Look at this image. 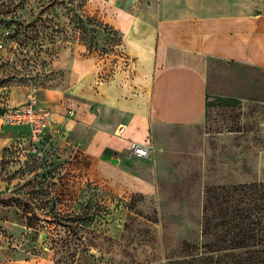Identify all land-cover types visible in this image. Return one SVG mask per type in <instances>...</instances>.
Instances as JSON below:
<instances>
[{"label": "rangeland", "instance_id": "obj_1", "mask_svg": "<svg viewBox=\"0 0 264 264\" xmlns=\"http://www.w3.org/2000/svg\"><path fill=\"white\" fill-rule=\"evenodd\" d=\"M249 1L239 24L264 27V0ZM121 12L113 0H0V111L9 88L26 85L40 106L46 89H65L53 110L108 119L101 98L111 92L148 116L150 76L126 48ZM207 83L203 122L149 131V156L126 164L88 151L92 128L80 118L38 145L26 127L0 124L1 254L29 264H249L248 249L216 239L220 200L205 205L210 187L264 183V70L212 60Z\"/></svg>", "mask_w": 264, "mask_h": 264}, {"label": "crops", "instance_id": "obj_2", "mask_svg": "<svg viewBox=\"0 0 264 264\" xmlns=\"http://www.w3.org/2000/svg\"><path fill=\"white\" fill-rule=\"evenodd\" d=\"M113 1L127 18L126 48L150 76L146 96L148 116L130 111L128 105L118 101L111 92L101 98L110 119L101 113L96 118L87 111L47 107L60 109L65 89H46L42 100L47 106H41L50 110V119L57 131L64 129L66 133L67 127H73L72 123L78 124V118L91 127L86 148L99 153L107 162L116 164L121 160L125 163L132 159L125 156L129 142H146L149 131L156 137L161 128L203 122L209 101L207 73L212 60L264 70V27L249 28L244 23L239 24L250 15L249 0ZM28 90L26 85L10 87L5 102L8 106L19 105L25 101ZM116 107L123 108L125 118L118 116ZM132 112L136 113L132 115ZM117 125L124 127L120 137L113 132ZM114 139L125 140V146L118 147ZM1 253L0 250V264H29L31 261L25 257L7 258Z\"/></svg>", "mask_w": 264, "mask_h": 264}, {"label": "trees", "instance_id": "obj_3", "mask_svg": "<svg viewBox=\"0 0 264 264\" xmlns=\"http://www.w3.org/2000/svg\"><path fill=\"white\" fill-rule=\"evenodd\" d=\"M213 200L222 203L216 212L219 220L213 226L221 229L224 237L216 239L228 241L232 249H248L244 261L249 264L264 262V183L210 187L207 189L205 212H208V208L211 211L209 205ZM209 223V218L205 216V232L209 229Z\"/></svg>", "mask_w": 264, "mask_h": 264}, {"label": "built area", "instance_id": "obj_4", "mask_svg": "<svg viewBox=\"0 0 264 264\" xmlns=\"http://www.w3.org/2000/svg\"><path fill=\"white\" fill-rule=\"evenodd\" d=\"M2 126H24L28 129L29 140L38 145L47 131L56 130L50 119V110L38 105L35 88L27 92L25 102L16 106H8L0 112ZM124 127L118 126L114 134L120 137ZM152 146L148 142L130 141L125 152L127 158H147Z\"/></svg>", "mask_w": 264, "mask_h": 264}]
</instances>
